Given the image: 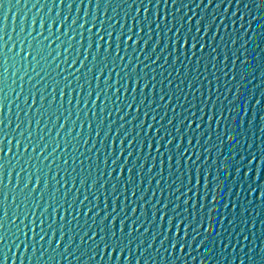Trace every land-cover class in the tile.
I'll list each match as a JSON object with an SVG mask.
<instances>
[{
  "label": "water",
  "instance_id": "95a60500",
  "mask_svg": "<svg viewBox=\"0 0 264 264\" xmlns=\"http://www.w3.org/2000/svg\"><path fill=\"white\" fill-rule=\"evenodd\" d=\"M0 264H264V0H0Z\"/></svg>",
  "mask_w": 264,
  "mask_h": 264
}]
</instances>
